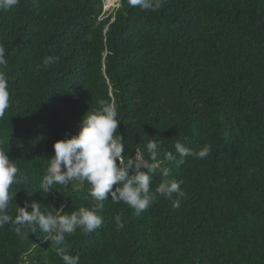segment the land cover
Wrapping results in <instances>:
<instances>
[{"label": "trees", "instance_id": "16d2710c", "mask_svg": "<svg viewBox=\"0 0 264 264\" xmlns=\"http://www.w3.org/2000/svg\"><path fill=\"white\" fill-rule=\"evenodd\" d=\"M0 43L10 92L0 141L26 178L11 186L9 215L25 201L92 207L87 182L38 185L54 142L103 99L117 106L126 159H148L149 139L212 152L179 166L161 156L183 181L179 208L160 197L137 215L106 200L99 228L66 235L80 264H264V0H163L157 11L120 0L111 12L103 0H20L0 11ZM48 55L56 62L38 70ZM50 243L7 224L0 264H63Z\"/></svg>", "mask_w": 264, "mask_h": 264}, {"label": "clouds", "instance_id": "9594fccd", "mask_svg": "<svg viewBox=\"0 0 264 264\" xmlns=\"http://www.w3.org/2000/svg\"><path fill=\"white\" fill-rule=\"evenodd\" d=\"M20 0H0V11L18 6ZM131 7L157 11L163 0H127ZM120 5V0H103V12H111ZM107 13H105L106 15ZM113 19V17H112ZM56 62L52 55L45 56L39 69H47ZM8 60L5 46L0 43V68H6ZM99 107L82 117L78 132L68 139L57 140L53 144V155L47 159V167L38 185L40 191L47 193L54 185L67 187L76 181L90 185L89 196L92 207H80L70 214H64V207L41 210V203L25 201L24 206H16L15 215H9L8 209L14 195L10 193L13 184H21L26 178L18 175L20 169L9 159L3 141H0V228L7 224L15 227L17 235L28 238L37 231L45 233L50 240L52 250L63 264H80L79 253L72 255L66 242V235L77 229L90 234L102 225L103 217L99 212L104 202L123 203L139 215L147 210L158 198L171 201L173 208H179L181 199L186 195L181 188L182 180L171 178V171L161 167L164 161L174 162L177 166L184 163V158L191 156L203 160L212 152V146L205 144L197 150L186 147L182 142L174 143V152L162 151L160 144L153 139L146 143L148 159L143 153L133 158H125V143L117 132L118 110L112 101H98ZM10 107L8 79L0 71V120ZM177 156L179 159H177ZM159 174L160 182L153 191V177ZM175 194V197H174ZM30 208L31 210H27ZM117 229L124 226L119 215L115 216ZM35 246V244H34ZM26 259V257H25Z\"/></svg>", "mask_w": 264, "mask_h": 264}, {"label": "bare ground", "instance_id": "6f19581e", "mask_svg": "<svg viewBox=\"0 0 264 264\" xmlns=\"http://www.w3.org/2000/svg\"><path fill=\"white\" fill-rule=\"evenodd\" d=\"M110 1H112V0H110Z\"/></svg>", "mask_w": 264, "mask_h": 264}]
</instances>
